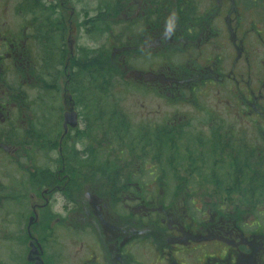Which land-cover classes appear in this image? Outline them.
Returning a JSON list of instances; mask_svg holds the SVG:
<instances>
[{
	"label": "flooded vegetation",
	"instance_id": "obj_1",
	"mask_svg": "<svg viewBox=\"0 0 264 264\" xmlns=\"http://www.w3.org/2000/svg\"><path fill=\"white\" fill-rule=\"evenodd\" d=\"M120 1L127 6V14L123 16L127 30L124 31V42L117 40L119 37L111 36L114 60L112 65L121 75L123 72L128 77L129 96L133 91L142 90L166 98L168 103L177 98L188 101L182 98L189 97L191 100L195 99L196 106H200L198 101L203 97L202 92L204 94L209 86L213 88L218 83L222 88L220 93L225 95L224 99L232 96L235 102L231 103V106L238 109L236 114L241 121L250 123L254 133H264V0ZM196 5L206 7L198 10L194 8ZM211 5L213 8H208ZM213 9H216L215 12ZM247 10L256 12L257 17L245 23L244 12ZM170 19L174 21V27L171 34L167 35L166 25ZM70 25L72 27V24ZM73 56L74 53L67 46L62 67L64 71L68 69L71 60H76L77 57ZM23 60L29 65L37 63L35 51L26 46L23 35L18 33L13 36L0 32V154L7 160L8 167H15L19 159L16 157L17 149L19 152L27 140L33 143L29 147L31 150L40 151V142L49 148L53 139L52 127H42H45L47 122L36 127V114H33L31 109V113L25 116L28 118L27 126L21 127L19 124L24 111L27 112V103H22V97H27L24 88H35L34 81L37 80L38 74L36 65L34 68L26 65L21 69L18 64L21 65ZM142 64V69L134 68V65ZM66 82L69 86L68 77ZM67 84L66 90L69 88ZM194 90L197 93L193 95ZM70 101L71 104L66 108L73 107L72 99ZM256 109L259 111L258 117L246 118V111L253 112ZM127 118L131 126L147 132L175 128L173 123L143 120L135 122L128 116ZM220 122L222 124L213 125L211 121H204L205 125L201 124L199 129H193L204 132L209 137L213 127L229 128L237 130V133L244 130L239 125L237 129V126L229 127L224 125L222 120ZM62 123L63 113L61 128ZM86 127L84 125V128L78 129L77 125L75 128H68L65 133L63 131L64 134L61 133L59 137V147L56 149L59 157L53 160L45 158V162L55 161L60 164L59 171L57 170L59 173L54 175L61 181L60 184L52 180L53 174L48 173L49 167H42L41 174L30 176L28 173L25 176L24 169L23 172L20 169L14 172L18 175V189L19 179L27 177L26 181H30L29 189L33 191L31 198H37L40 202L39 204L35 201L29 206L31 214L27 219L26 234L27 245L32 254L31 261H25L24 264H34L39 259L44 264H264V234H260L261 226L254 223L244 229L246 224L237 223L233 215L223 213L226 210L225 204L217 207L219 212L213 211L212 207H207L205 213L203 208L200 209L199 220L192 217L191 221H184L183 218V221H179L173 219L171 210L162 206L146 205L145 201L136 196V200H140L136 209L143 211L141 215L128 205L123 208V213L117 214L115 205L112 204V196H120L123 206L132 200L133 187L139 185L132 182L133 175L128 168L130 165L127 166V159L117 163L129 169L124 174L116 172V169L120 168L115 164L109 173L106 169L101 170L100 162H114L106 159V151L100 148L103 146L104 149L107 142L99 143L97 150L92 153L82 143L80 147L75 143L73 152L78 155L76 158L79 160L69 157L66 144L73 141L77 130L82 132ZM180 128L189 129L187 126ZM100 138L101 134L98 132L93 139L98 143ZM63 140L65 144L61 142ZM257 143L254 150H264V141ZM237 147L240 162L243 164L245 148L241 143H237ZM101 154L103 156L99 157ZM29 161L37 167V160L31 158ZM74 161L80 169L76 179H73L72 173L69 172V165ZM90 161L93 163L89 164L99 166L97 173L88 175L96 181L92 186L85 185L83 181L84 165ZM44 170L47 172L43 173ZM242 172L244 174L243 168ZM156 192L157 190H154V193ZM44 194H49V197ZM1 197L3 205L0 202V212L4 214L5 197L0 195ZM57 197L62 202L60 210L56 212L54 207L59 201L55 206L54 203ZM18 203L20 202L16 201V204ZM16 209L19 207H13V210ZM58 213L69 215V219L61 221L58 219ZM53 216L57 221H52ZM137 216L141 217V221L135 220L134 217ZM30 217L32 222L29 235L27 226ZM149 229L156 237H145L149 234ZM58 231L61 236H70L72 246L76 244L77 248L72 253L64 250L65 246L58 238ZM86 235H90L91 242L85 243ZM149 243L157 253L151 261L144 253V248ZM176 246L178 252L172 254V248ZM206 247L210 249L208 253L203 250ZM53 250L56 253H53ZM202 251L205 253L202 254ZM0 264L17 263L0 255Z\"/></svg>",
	"mask_w": 264,
	"mask_h": 264
},
{
	"label": "trees",
	"instance_id": "obj_2",
	"mask_svg": "<svg viewBox=\"0 0 264 264\" xmlns=\"http://www.w3.org/2000/svg\"><path fill=\"white\" fill-rule=\"evenodd\" d=\"M121 2L122 1L117 0L111 7L107 5L103 6L102 12L99 11L94 17L87 21V25L85 26L87 33L105 36L106 41H108L112 36L114 28H118V26L125 24L124 17L122 19L119 14L120 12L127 14V6L125 3L123 4ZM54 6V4L46 3L43 0H17L14 7V11L17 15L30 16L29 22L31 25L29 28L32 30L31 35L37 41L40 59L43 62L47 61L45 69L57 65L63 67L64 64L65 54L64 51L62 52L61 50L62 46L59 48L58 52L55 50L58 48V36L55 35V32L61 30L65 31L66 23L64 17L56 21L52 18L55 12L58 11ZM33 22H35V24ZM36 23H40L44 29H38ZM69 24L70 23H68V25ZM124 31L125 29L123 30L122 26L120 35L116 36V38L119 37L117 40L124 42ZM42 34L47 38V43L44 45V48L41 47L38 39V36ZM109 47L110 51L104 47L93 49L84 48L79 51L78 54L80 56L78 55L76 60L70 61L69 66L72 67L73 72L72 79L69 81L70 90L73 94L78 96L75 100L78 102L79 106L84 108V118L89 119V122H86L87 127L84 131L79 132L77 130L73 137V141L66 144L69 157L79 160L76 158L78 155L73 152L74 144L82 143L83 139L89 140L92 138L91 140L94 141L93 138L95 134L100 132L101 138L97 143V147L99 143L107 142L104 149L103 146H100V148H102V151H106V159L114 161L112 164L110 162H100L99 165L101 166V170L106 169V172L109 173L110 168L116 166L120 168L119 170L116 169V172L124 174L129 171L128 168H130L133 175L132 182L139 185V187H133L132 189L134 197L138 196L144 201L147 197H152L155 196L156 193H159H154V190H156L154 187L155 184H157V189L159 190L163 184L170 181L175 185L174 191L172 192L173 196H171L172 199L175 197V203L178 202V205L188 206L189 204H194L192 199L194 196L203 197L202 200L204 201V205L202 210L204 213L207 207H212L213 211L217 212H219L217 207L224 206V204L226 209L231 207L232 198L229 196V192L230 190L235 191L236 187L232 189L230 183H235L236 176L238 178L244 176V178L246 177V181H251L253 183L254 189H252V194L250 195L246 192L247 190L242 192L238 203L244 206L245 210L243 213L245 215L249 212H253V214L256 213V216L254 215L255 221H253L252 224H259V226H261L260 234H264V216H262V212L254 209L260 204L264 205V150H257L256 152L254 146L258 143H246L244 139L240 137L241 133H237V130H231L229 128L216 129L213 127V132L211 137H209L206 133L196 131L190 127H188L189 129H182L180 128L181 126H178V122L173 124L175 128H171L168 131L162 129L161 131L149 130L147 132L131 126L132 124L128 121L126 114L119 110V98L110 97V95L114 96V92L111 89L115 87V85L126 84L123 81H113L115 77L121 75V72L113 66L112 46L109 45ZM94 53L95 55L93 56ZM44 65H46V63H44ZM61 70L63 69L61 68ZM36 87L42 91L48 90L44 85H36ZM44 95L45 93L39 94L36 99V106L38 109L42 107V112L40 111L41 114L46 111L44 107L46 101L44 100ZM41 96L43 101H40ZM25 102H28L27 97H22V103ZM28 105L29 110L32 107V104L28 102L26 107L27 111H29ZM32 113L36 114L34 110ZM37 114V125H39V123L45 124L47 120L46 115H41L39 112H37ZM94 126L96 129H94ZM51 127L53 139L51 147L48 149L50 151H56L59 147L58 141L62 132L55 125ZM256 136L259 140L258 142L264 141L263 132L256 133ZM103 137H106V139H103ZM218 141H221L225 145L233 143L243 144L245 148L244 153L246 154L243 155L244 163L241 164V158L238 155V147H236V150L228 155L226 162L224 161L225 163L219 165L218 162L222 161V157L216 156L218 151L223 149H220L221 146L217 145L216 142ZM61 142L65 144L64 140ZM89 146L90 144L85 147L89 149ZM227 148L233 150L232 146H227ZM89 150L92 153L97 149ZM26 154H29V151H26ZM198 155L201 156L197 157ZM101 156H103V154L99 157ZM124 158L128 160L127 166L130 165L128 168L125 165L120 166L117 164ZM212 158H215L213 164L210 163ZM89 163L93 162H86L84 165L85 170L83 173L85 174V178L83 181L85 185L92 186L96 184V181H93V178L88 175L97 173L99 166ZM147 164L148 166L150 165V168H146L148 167ZM69 167V172L72 173L73 179H76V175L80 173V169L77 168L78 164L74 161L70 163ZM44 168L47 167H43L42 169ZM242 168L246 171L245 174H243ZM46 172L45 170L43 171V173ZM39 173L41 174V168L36 169L34 175ZM147 177H149L151 185L148 191L140 185L142 182L146 181ZM158 177L160 178L158 179ZM118 183L119 181L116 182L117 189L119 187ZM238 183L239 180L237 179V187ZM208 184L213 185L214 188L210 193H207L204 188L205 185ZM195 185L198 186L199 189L206 191V194H198V192L195 191ZM107 191H109V188ZM149 191H152L153 195H150ZM256 191H258L261 196H255ZM205 197H210V200H213L212 203L205 202ZM112 199V204L113 206L115 205L114 210L116 209L115 212L120 215L121 212L117 207L119 208L121 206V197L112 196ZM199 210L200 209H198V211ZM231 215H233L235 222L242 223L239 214L235 216L234 211H231L230 216ZM243 228L247 229L245 226Z\"/></svg>",
	"mask_w": 264,
	"mask_h": 264
},
{
	"label": "rangeland",
	"instance_id": "obj_3",
	"mask_svg": "<svg viewBox=\"0 0 264 264\" xmlns=\"http://www.w3.org/2000/svg\"><path fill=\"white\" fill-rule=\"evenodd\" d=\"M46 3H51L54 4L55 9L58 10L55 12V15L52 17L53 19L58 20L61 17H64L65 23H66V30L63 31H56L55 35L58 36V48L55 49L56 52H58L59 48L62 46V52L64 51L67 53V46H71L72 48V53H74L73 57H77L78 53L80 50L84 48H97V47H104L105 49L110 51L109 45H111V41L113 39H109L106 41L105 36H98L95 34H88L87 29L85 26L87 25V21L90 20L92 17H94L95 14H97L99 11H103L102 8L103 6L107 5L108 7H111L113 3L117 0H43ZM17 3V0H0V32L5 33L6 35H13L17 36L23 35V37L26 40V46L32 47L34 49L36 58H37V63L32 64L23 60L22 64L18 66L24 67V66H30L31 68H34V65L37 66V73H39L38 77L36 78L37 80L34 81V84L37 86L39 85H44L46 87V91L39 90L38 87L35 88H24V90L27 92V101L31 103L32 107L31 110H34V113L37 114L39 112L41 114L42 107L38 109L36 106V99L37 96L40 94L45 93L44 95V100L45 101V108L46 111L45 113L41 115H46L47 120H46V126H42L44 129L48 128V126H57L60 131L62 130L61 128V115L63 111L65 110L66 106L68 104H71L70 99H72L73 103V108L74 110L78 113L79 115V121H78V129L84 128V125H86V122H89V119L84 118L83 115V110L81 106H79L78 102L75 100L78 98L76 94H73L70 90V86L67 84V77L68 81H71L72 79V67H68L64 71L61 70L62 66L59 67L58 65L55 67H49L48 69L45 67L47 66V61L43 62L40 59V54H39V48L36 39L31 35L32 30L29 28L31 25L29 22L30 16H20L17 15L14 11V7ZM58 6V7H57ZM144 6V5H143ZM205 5H196L194 8L198 10H202L205 8ZM213 8L212 5L208 6V8ZM169 8V7H167ZM200 8V9H199ZM143 9V7H142ZM141 10V8H140ZM216 9H213V12H215ZM121 18L123 19V16L126 15V13L120 12L119 14ZM254 17H257L256 12H251V10H247L244 12V21L247 23L249 19H252ZM35 24V22H33ZM55 23V22H54ZM64 23V24H65ZM68 23L72 24L71 25ZM39 28L44 29L40 23H36ZM70 26V28H69ZM122 26L123 30L125 29V24L118 26V28H114L112 35L118 36L120 35V31H122ZM86 29V30H85ZM127 30V29H126ZM125 30V31H126ZM69 31H71V34H69ZM30 37H32L30 39ZM37 38V37H36ZM38 39L40 41V45L42 48H44V45L47 43V38L45 37L44 34L41 36H38ZM69 40V43H68ZM72 42V43H71ZM95 53L93 54V56ZM65 60V57H64ZM42 62V65H41ZM152 62V60H151ZM150 62V63H151ZM46 63V65H44ZM134 68L136 69H142L143 64L141 66H136L134 65ZM18 71V70H17ZM123 74L119 75V77H115L113 81H123L125 82L126 85L122 84H117L115 87H113L111 90L114 92V96L119 98V106L122 112L124 111L125 114L129 118H131L132 121H138V120H143L146 122H162V123H173L175 124L178 122V126H191L192 128L199 129L201 124H204V121H211L213 124H222L220 120H222L224 125L228 126H241L244 128L242 130L240 137L244 139L246 143H257L259 140L257 139L256 133L251 129L250 123L244 121L242 122L240 117L237 116V108L231 106L234 100L232 99V96H228L227 99H224L225 95L221 94L220 91L222 88L218 85L210 87L206 90V92L202 95L201 99L198 101L200 106L195 105V99L191 100V98L183 97L182 99H188V101H183L180 99H176L173 101H167L166 98H160L157 96V94L150 92L148 94L146 91H133L132 95L129 96V87L127 85V79L128 77ZM21 82V81H20ZM46 82L50 83L47 84ZM21 82V86H22ZM66 84L69 88L66 90ZM254 87V86H253ZM43 88V87H42ZM197 91L194 90V94H196ZM233 93V92H231ZM127 94V95H126ZM68 96H71L69 99ZM185 96H188V94ZM33 100V101H32ZM220 100H222V103H220ZM43 101V98L41 96V100ZM26 102V103H28ZM40 104V103H39ZM227 109V111L225 110ZM29 110V106H28ZM41 111V112H40ZM29 111H24L23 113V121L21 120L19 124H21V127L27 126V119L25 116L29 115ZM38 115V114H37ZM258 117L259 116V111L256 109L255 111L247 112L246 111V118L247 117ZM43 122V121H42ZM183 123V124H180ZM40 125V123H39ZM37 125L36 121V127H40ZM205 125V124H204ZM239 126H237V129H239ZM263 129V125H261ZM36 130V129H35ZM93 137V135H92ZM92 139V138H91ZM91 139L89 140H84L82 141L84 146H87L90 144L89 149H97V143L92 141ZM70 140V137L69 139ZM213 143V142H212ZM218 146H221L218 154L216 157H222L221 162H218L219 165L223 164L226 162L228 155L231 154L236 150L237 144H228L225 145L221 141L216 142ZM237 143V142H236ZM33 143L30 140H27L25 144H23V147H21V150L17 149V154L16 157H18L17 164H15V167H8L7 166V160L3 158V156L0 154V195H4V207H6L5 213L2 214L0 212V255H4V258H10L12 262L17 263V264H24L25 261L27 262V256L28 252H30L29 247L27 245V234H26V223L28 216L31 214L29 213V206H31L35 201L40 204V202L37 200V198H31V195L33 194L32 189L30 188V181L27 182L26 178L24 177L23 179L20 180V187L18 189L17 186V178L18 175L15 172V170L20 169L21 172H23V169L26 170L27 173L30 175H33L35 169H39L42 167H49L50 174H53L52 180L58 181L59 184L61 183L60 180H57L56 177L54 176L55 174L59 173V168L60 165L53 161L52 163L45 162V158L48 159H56L58 158L59 155H57L56 151H50L48 149V146H46L44 143L42 144L40 142L39 146L42 150H37L36 149H30L29 147L32 146ZM227 146H232L233 150H229ZM77 147H80V143H78ZM26 151H29V154H26ZM45 154H44V153ZM201 155H198L197 157H200ZM215 157V158H216ZM34 158L35 160L38 161L37 167L31 165L29 159ZM215 158H212L210 161L211 164H213V160ZM125 159V158H124ZM225 161V162H224ZM218 165V166H219ZM148 166V164H147ZM150 166V165H149ZM146 168H150V167ZM215 166V165H214ZM217 167V166H216ZM219 168V167H217ZM5 170V171H4ZM58 170V171H57ZM218 171L217 169H215ZM31 173V174H30ZM246 171L244 170V174ZM15 174V175H14ZM160 177H158L159 179ZM237 179L239 180L238 187L236 186ZM235 183H230V187L233 189L236 187V190H230L229 196L232 198L231 204L232 206L229 207L228 209L224 210V214H228L230 216V212L234 211V215L237 216V214L240 215L241 221L243 224H246L245 227L248 225L252 224L253 221H255V217L253 212H249L248 214L245 215L243 212L245 210L244 206H242L240 203H238V200L240 199V195L242 192L247 190L246 192L250 195L252 194L251 191L254 189L253 183L251 181H246V177L244 176L238 178L236 176L235 178ZM55 182V183H56ZM165 183V182H164ZM169 183V185H168ZM92 184V183H90ZM162 184V183H160ZM144 189L148 191V189L151 188L149 177H147L146 181L142 182L140 184ZM34 187V186H33ZM155 189L157 190L155 196L152 197H147L144 201L146 205H151V206H162L168 210H171V214L174 220H179V221H191L190 219L193 217L195 219H200V214L198 212V209H202L203 207V197H198L194 196L193 202L194 204H189L188 206H182L178 205L179 203H175V197L173 196V189L175 185L168 181L166 184H163L159 190L157 189L158 186L155 184ZM195 191L198 192V194H206L210 193L211 191L214 190L213 185L208 184L205 185V190L199 189L198 186H194ZM135 189V188H134ZM34 190V189H33ZM20 191V193H19ZM16 192V195H15ZM150 195H153L152 191H149ZM19 194V195H18ZM255 196H261V194L256 191ZM49 194H44L45 197H49ZM14 196V197H11ZM20 196V197H19ZM132 200H130L128 203L124 204L123 206L121 205L117 209L123 213V208L128 205L133 209L137 210L140 212L139 215H141L142 210H138L137 204L140 203V200L137 201L132 195ZM87 198V197H86ZM16 199V200H15ZM55 199V198H54ZM75 199V195H74ZM204 199L205 202L212 203L210 200V197H205ZM2 197L0 198V202L2 203ZM122 200V198H121ZM16 201H19L20 203L19 206L16 204ZM57 201L58 204H57ZM133 201V202H131ZM180 201V200H179ZM62 200L57 197L55 203H54V210L57 212L60 210V203ZM42 203V202H41ZM214 204V203H213ZM240 204V205H239ZM3 205V203H2ZM6 205V206H5ZM228 205V203H227ZM229 206V205H228ZM240 206V207H239ZM13 207H19V209L13 210ZM122 209V210H121ZM256 211L262 212V216H264V205L260 204L254 208ZM143 212V211H142ZM176 212V213H175ZM120 213V214H121ZM178 213V214H177ZM222 213V212H221ZM62 213H58V216L61 221H66L69 219V215H61ZM180 216V219L179 216ZM256 216V215H255ZM33 217V216H32ZM135 220L141 221V217H134ZM183 218V220H181ZM52 221H57L55 220V216H53ZM134 221V220H132ZM151 219H149V222ZM199 225V223H198ZM36 230L37 228L34 227ZM249 229V228H248ZM40 236V235H39ZM148 238H153L156 237L153 235L152 230L149 229V234L145 235V237ZM41 237V236H40ZM70 236L64 235L61 236V233L58 231V238L62 240V243L64 244L65 248L64 250L67 251V253H72L75 248H77L76 244L72 246V241L69 239ZM160 237V236H159ZM90 235H86L84 240L85 243L91 242ZM54 249V247H51ZM140 248V247H138ZM137 249V248H136ZM145 249V254L148 256V259L151 261L155 258V255L157 253L155 252L156 249L151 246L149 243L148 246H146ZM203 250L207 251L206 253L209 252V248L206 247ZM136 251V250H135ZM50 252V250H49ZM137 252V251H136ZM178 252V246L175 248H172V254H175ZM53 253H56L53 250ZM205 252L202 251V254ZM7 262V261H5Z\"/></svg>",
	"mask_w": 264,
	"mask_h": 264
},
{
	"label": "water",
	"instance_id": "obj_4",
	"mask_svg": "<svg viewBox=\"0 0 264 264\" xmlns=\"http://www.w3.org/2000/svg\"><path fill=\"white\" fill-rule=\"evenodd\" d=\"M68 43H69V40H68ZM68 48L72 52V48L70 44ZM76 126H77V113L74 111L72 106H70L69 108H65V112L63 113V123H62L64 133L67 131L68 128H75ZM31 222H32V217L29 218L28 226H27V231L29 235H30L29 227L31 225ZM31 254H32L31 251L28 252L27 261H31V257H30ZM34 264H44V263L42 262V260L39 259Z\"/></svg>",
	"mask_w": 264,
	"mask_h": 264
},
{
	"label": "clouds",
	"instance_id": "obj_5",
	"mask_svg": "<svg viewBox=\"0 0 264 264\" xmlns=\"http://www.w3.org/2000/svg\"><path fill=\"white\" fill-rule=\"evenodd\" d=\"M173 27H174V21L170 19L169 22L166 25V34L167 35L171 34V32L173 30Z\"/></svg>",
	"mask_w": 264,
	"mask_h": 264
}]
</instances>
